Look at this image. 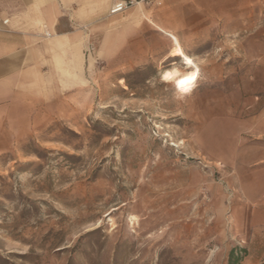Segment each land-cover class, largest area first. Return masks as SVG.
Instances as JSON below:
<instances>
[{
    "label": "rangeland",
    "instance_id": "rangeland-1",
    "mask_svg": "<svg viewBox=\"0 0 264 264\" xmlns=\"http://www.w3.org/2000/svg\"><path fill=\"white\" fill-rule=\"evenodd\" d=\"M148 8L87 22L0 133V264L264 259V67L239 37L161 32Z\"/></svg>",
    "mask_w": 264,
    "mask_h": 264
},
{
    "label": "crops",
    "instance_id": "crops-1",
    "mask_svg": "<svg viewBox=\"0 0 264 264\" xmlns=\"http://www.w3.org/2000/svg\"><path fill=\"white\" fill-rule=\"evenodd\" d=\"M112 3L113 0H0V16L10 19L8 27L0 30L1 134L13 136L22 101L37 98L39 83L54 82L58 77L57 59L70 46L80 51L87 22L92 21L94 30L101 28L97 21L109 15ZM143 4L149 7L148 16L151 14L149 17L161 32L182 40L187 36L213 39L220 33L239 37L234 40L236 49L252 53L248 54L252 67H264V0H153ZM177 44L183 49L178 40L175 47ZM256 119L260 122L256 125L260 136H264V110ZM253 163H264V155ZM254 228L252 241L264 242L258 240L264 236V224Z\"/></svg>",
    "mask_w": 264,
    "mask_h": 264
},
{
    "label": "built area",
    "instance_id": "built-area-1",
    "mask_svg": "<svg viewBox=\"0 0 264 264\" xmlns=\"http://www.w3.org/2000/svg\"><path fill=\"white\" fill-rule=\"evenodd\" d=\"M153 0H113L111 4L108 14L109 15H117L126 12L130 8L138 5L140 3H150ZM10 24L9 18H2L0 16V30L5 29Z\"/></svg>",
    "mask_w": 264,
    "mask_h": 264
},
{
    "label": "bare ground",
    "instance_id": "bare-ground-1",
    "mask_svg": "<svg viewBox=\"0 0 264 264\" xmlns=\"http://www.w3.org/2000/svg\"><path fill=\"white\" fill-rule=\"evenodd\" d=\"M172 57H180L182 58L183 64L187 65V67L192 66L193 64V59L192 57H190L189 55H187L183 49L181 48V46H179L178 44L176 45L175 49L173 50ZM190 61V63H189ZM179 75H181V71L179 69V67H175L173 69V71L171 72V78H176Z\"/></svg>",
    "mask_w": 264,
    "mask_h": 264
},
{
    "label": "trees",
    "instance_id": "trees-1",
    "mask_svg": "<svg viewBox=\"0 0 264 264\" xmlns=\"http://www.w3.org/2000/svg\"><path fill=\"white\" fill-rule=\"evenodd\" d=\"M246 255H247L246 248H241L238 246L233 247L229 253L227 264H242ZM258 264H264V259L260 261Z\"/></svg>",
    "mask_w": 264,
    "mask_h": 264
},
{
    "label": "snow or ice",
    "instance_id": "snow-or-ice-1",
    "mask_svg": "<svg viewBox=\"0 0 264 264\" xmlns=\"http://www.w3.org/2000/svg\"><path fill=\"white\" fill-rule=\"evenodd\" d=\"M189 63H190V61H189ZM191 79H192V78L189 77L187 80H182L180 83H181V85L183 86L184 84L188 83V81H190ZM184 90L187 91V88H185Z\"/></svg>",
    "mask_w": 264,
    "mask_h": 264
}]
</instances>
